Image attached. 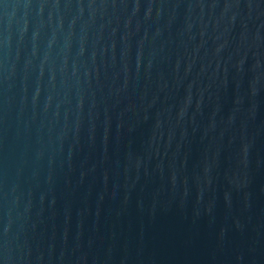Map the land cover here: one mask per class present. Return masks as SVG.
I'll list each match as a JSON object with an SVG mask.
<instances>
[{
	"label": "water",
	"instance_id": "water-1",
	"mask_svg": "<svg viewBox=\"0 0 264 264\" xmlns=\"http://www.w3.org/2000/svg\"><path fill=\"white\" fill-rule=\"evenodd\" d=\"M0 264H264V0H0Z\"/></svg>",
	"mask_w": 264,
	"mask_h": 264
}]
</instances>
